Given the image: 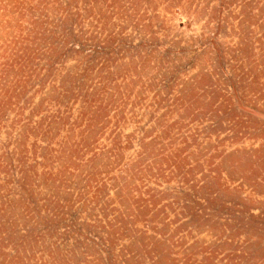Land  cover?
<instances>
[{
	"label": "rangeland",
	"instance_id": "374dc122",
	"mask_svg": "<svg viewBox=\"0 0 264 264\" xmlns=\"http://www.w3.org/2000/svg\"><path fill=\"white\" fill-rule=\"evenodd\" d=\"M0 264H264V0H0Z\"/></svg>",
	"mask_w": 264,
	"mask_h": 264
}]
</instances>
